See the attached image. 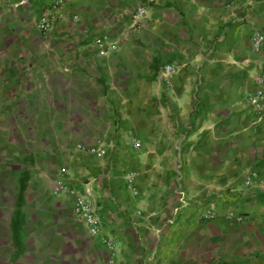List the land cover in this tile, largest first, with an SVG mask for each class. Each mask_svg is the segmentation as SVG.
Returning <instances> with one entry per match:
<instances>
[{"label":"crops","instance_id":"1","mask_svg":"<svg viewBox=\"0 0 264 264\" xmlns=\"http://www.w3.org/2000/svg\"><path fill=\"white\" fill-rule=\"evenodd\" d=\"M53 1L0 0V264H264V0Z\"/></svg>","mask_w":264,"mask_h":264},{"label":"built area","instance_id":"2","mask_svg":"<svg viewBox=\"0 0 264 264\" xmlns=\"http://www.w3.org/2000/svg\"><path fill=\"white\" fill-rule=\"evenodd\" d=\"M30 0H18V4H26ZM64 3V0H54L52 5L49 6L38 18V27L43 32H48L58 17L65 16L64 12L61 11V7ZM148 10L145 5H140L137 7V10L133 14V22L137 26H143L147 22ZM97 44L99 45L100 52L102 54L108 53L109 51H114L118 48V44L110 41L107 37H99L97 39ZM264 43V34L256 33L253 36V44L256 49H260ZM166 78L170 79L171 76L176 73L177 67L171 63H168L164 67ZM258 88L251 94L249 100L253 109L260 115H264V74L257 76ZM136 146L141 144L140 139L135 141ZM79 148L86 150L89 153L95 154L97 156L105 155L107 149L103 145H83L80 144ZM254 175H256L254 173ZM68 169L66 166H62L57 174L55 180V189L56 193L62 192H71L76 195L75 204H74V213L86 224L89 232L92 235H99L102 231V221L97 209L93 206L90 200L75 186H72L68 182ZM250 176L247 179V183H251ZM207 215L214 216L212 210L207 211ZM229 218H236L242 220L243 216H236L234 212L228 214ZM106 242L113 246V243L110 239H107Z\"/></svg>","mask_w":264,"mask_h":264}]
</instances>
